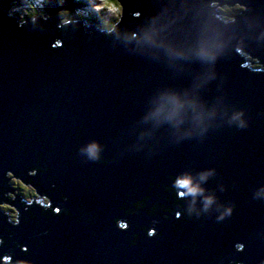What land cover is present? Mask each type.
Segmentation results:
<instances>
[{
    "label": "water",
    "instance_id": "obj_1",
    "mask_svg": "<svg viewBox=\"0 0 264 264\" xmlns=\"http://www.w3.org/2000/svg\"><path fill=\"white\" fill-rule=\"evenodd\" d=\"M11 2L0 0V202L20 212L21 223L6 224L7 213L0 211V226L14 233L9 237L0 227V235L8 239L0 255L23 257L15 247L19 242L28 245L26 258L34 264H220L232 254L234 242L244 241L246 249L236 258L244 264L264 258V196L251 198L264 184V74L241 69L240 57L226 53L217 61L216 78L200 84L197 75L207 66L198 61L169 62L162 51L156 57L144 55L134 50V43L105 40L85 27L72 32L62 50L50 52L49 41L58 35L55 18L46 30L17 29L7 15ZM123 2L127 11L121 28L134 31L164 0ZM249 2L262 13L249 44L253 55L264 60V40L255 38L264 27V0ZM56 6L50 0L49 10ZM138 10L143 11L141 19H130ZM166 84L189 89L209 108L215 106L214 120L220 125L202 138L178 140L167 124L156 128L144 122L155 89ZM233 105L247 109L248 129L224 124ZM89 140L104 146L106 164L78 155L79 146ZM207 167H215L217 176L203 187L236 205L233 216L222 223L214 215L178 222L165 220L167 213L150 216L141 209L132 215L121 208L145 196L148 206L166 205L160 199L173 195L166 188L177 174ZM34 168L36 175H29ZM9 171L40 198L47 197L52 207H60V215H48L44 203L28 206L23 198L10 197ZM114 217L127 220L129 229L118 230ZM175 223L183 231L175 232ZM140 226L156 227L164 238L141 232L137 245L130 247Z\"/></svg>",
    "mask_w": 264,
    "mask_h": 264
},
{
    "label": "clouds",
    "instance_id": "obj_2",
    "mask_svg": "<svg viewBox=\"0 0 264 264\" xmlns=\"http://www.w3.org/2000/svg\"><path fill=\"white\" fill-rule=\"evenodd\" d=\"M49 3L50 0H12L7 15L20 30H46L49 22L55 18L54 28L58 35L53 36L49 41L50 52L62 50L69 35L85 27L94 28L95 32L105 40H115L125 46L134 43V50L144 55L156 57L162 51L169 62L198 61L207 66L203 75H197L200 84L216 78L215 66L226 53L240 57L238 66L241 69H246L253 75L264 74V60L258 55H253L249 44L251 30L259 26L262 13L259 7L253 6L249 0H164L160 10L144 17L134 31L121 28L127 11L123 0H82L79 8L66 6L67 0H57L54 12L49 10ZM142 16V10L129 14L130 19L140 20ZM255 38L264 40V27L260 28ZM216 113L215 106L209 108L189 89L166 84L155 89L150 107L142 119L144 122H151L156 128L167 124L179 140L204 137L210 129L220 125L214 120ZM226 116L224 124L228 127L237 130L250 127L246 108L233 105ZM185 124L188 125L187 128L182 127ZM103 152L104 146L98 140H89L78 148V155L84 160L98 162L101 165L107 163ZM36 171L35 168L31 169L28 174L34 176ZM7 175L12 177V172L9 171ZM215 176H217L215 167H207L195 173L190 171L179 173L173 179L171 188H166L167 191L174 192V196L166 197L171 206L168 203L160 205L159 208L155 205L148 206L150 198L145 196L133 203L132 207L129 208L126 201L121 208L125 209L126 214L132 215L141 209H145L150 216L167 213L164 216L165 220H172L174 217L178 222H187L189 219L199 220L202 216L214 215L215 222L222 223L233 216L236 205L231 201H220L214 192H208L203 187L209 178ZM13 183L24 190L28 206H31V197L36 195L34 189L19 179L14 178ZM152 187L154 188V185ZM219 187L221 192L227 190L224 183ZM262 196H264V184L254 189L251 198L259 201ZM59 197L67 201V196L62 192L59 193ZM198 197L200 207H197ZM177 198L183 199L185 203L178 204ZM45 204L48 215H60L61 208L52 207L47 197ZM41 207L43 208L44 205ZM177 208L180 210L176 211ZM0 211L7 213L6 224H11L13 227L20 225L21 213L12 205L0 202ZM24 211L28 212V208L26 207ZM63 212L65 215L69 214L66 208ZM28 222L26 216L24 223ZM113 223L120 231H127L130 226L127 220L119 217H114ZM0 227L9 237L14 235L6 226ZM173 230L183 231L181 223L173 224ZM141 232H146L148 238H164L163 233L158 232L156 227L140 226L137 232L132 234L130 247L137 245ZM248 236L251 238L253 234L248 233ZM7 244L8 239L0 235V249L5 248ZM15 247L23 257L14 258L13 254H3L0 255V264H34L32 259L26 258L30 255L27 244L16 242ZM171 247L175 248V245ZM245 249L244 241L234 242L232 254L224 257L220 264H244V261L236 258V255L244 253ZM147 258L148 254L145 253V259ZM257 264H264V258H260Z\"/></svg>",
    "mask_w": 264,
    "mask_h": 264
},
{
    "label": "flooded vegetation",
    "instance_id": "obj_3",
    "mask_svg": "<svg viewBox=\"0 0 264 264\" xmlns=\"http://www.w3.org/2000/svg\"><path fill=\"white\" fill-rule=\"evenodd\" d=\"M26 185V184H25ZM27 186H29L30 188H32V189H34L32 186H30V185H27ZM14 190V192H11L10 194H12L13 195V197L12 196H10V197H12V198H16V197H21V198H23L25 201H27L26 199H25V194H24V190L23 189H21L20 187H19V185H15L14 183H13V181L11 182V190ZM34 191H35V193H36V190L34 189ZM170 196H174V192H173V195L171 194ZM32 198V203L34 202V201H38V200H36V199H38L39 198V202L40 203H44L45 204V198H40L38 195H37V193H36V195H34V196H32L31 197ZM166 201V202H168V203H170L169 201H167V199H166V197L165 198H163L162 197V199H160V201ZM178 200V201H177ZM176 200V202L178 203V204H182L180 201H179V199H177ZM43 201V202H42ZM47 206V205H46Z\"/></svg>",
    "mask_w": 264,
    "mask_h": 264
},
{
    "label": "rangeland",
    "instance_id": "obj_4",
    "mask_svg": "<svg viewBox=\"0 0 264 264\" xmlns=\"http://www.w3.org/2000/svg\"><path fill=\"white\" fill-rule=\"evenodd\" d=\"M54 2H57V0H52ZM81 2L82 0H67V4L66 6L68 7H72V8H79L81 6ZM52 5V4H51ZM81 29H84V27H82ZM86 30V29H85ZM9 177V176H8ZM12 181L15 178L14 175L12 174V177H9ZM9 196H12V194H10Z\"/></svg>",
    "mask_w": 264,
    "mask_h": 264
}]
</instances>
